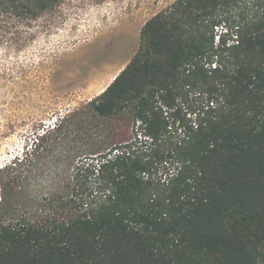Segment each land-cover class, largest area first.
I'll use <instances>...</instances> for the list:
<instances>
[{
	"label": "trees",
	"instance_id": "1",
	"mask_svg": "<svg viewBox=\"0 0 264 264\" xmlns=\"http://www.w3.org/2000/svg\"><path fill=\"white\" fill-rule=\"evenodd\" d=\"M63 1L0 17L31 30ZM70 116L50 192L0 167V264H264V0L173 1Z\"/></svg>",
	"mask_w": 264,
	"mask_h": 264
},
{
	"label": "rangeland",
	"instance_id": "2",
	"mask_svg": "<svg viewBox=\"0 0 264 264\" xmlns=\"http://www.w3.org/2000/svg\"><path fill=\"white\" fill-rule=\"evenodd\" d=\"M173 1L64 0L31 30L0 17V167L21 161L34 196L50 192L64 156L82 145L70 115L106 88L144 22Z\"/></svg>",
	"mask_w": 264,
	"mask_h": 264
},
{
	"label": "bare ground",
	"instance_id": "3",
	"mask_svg": "<svg viewBox=\"0 0 264 264\" xmlns=\"http://www.w3.org/2000/svg\"><path fill=\"white\" fill-rule=\"evenodd\" d=\"M115 77V76H114ZM114 79V78H113Z\"/></svg>",
	"mask_w": 264,
	"mask_h": 264
}]
</instances>
